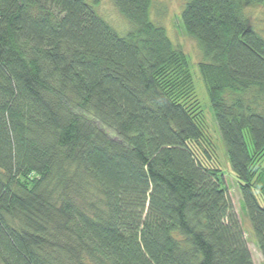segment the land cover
I'll use <instances>...</instances> for the list:
<instances>
[{"label":"trees","instance_id":"obj_1","mask_svg":"<svg viewBox=\"0 0 264 264\" xmlns=\"http://www.w3.org/2000/svg\"><path fill=\"white\" fill-rule=\"evenodd\" d=\"M109 1L123 34L99 0H0V264H254L224 173L194 151L210 142L187 56L152 0ZM251 5L186 0L179 21L264 264Z\"/></svg>","mask_w":264,"mask_h":264},{"label":"rangeland","instance_id":"obj_2","mask_svg":"<svg viewBox=\"0 0 264 264\" xmlns=\"http://www.w3.org/2000/svg\"><path fill=\"white\" fill-rule=\"evenodd\" d=\"M153 8L151 19L159 25L163 26L172 41V43L180 48L187 56L190 63V72L193 78L197 107L203 114V122L205 123V130L210 146H199L194 149L201 161H204L209 167H217L224 173L225 186L228 191V198L233 206L235 213L239 216L242 229L245 233L247 246L251 253L254 264H263L260 254L258 253L252 238L251 227L247 218H245V211L243 209L242 200L238 191L234 174L231 170L230 164L227 160L226 152L223 146L221 136L219 134L212 110L210 108L206 86L200 75L198 64L202 58L198 51L196 43L186 36L181 28L179 17L181 8L184 6L186 0H152ZM97 12L104 17L105 21L118 33L126 28V24L120 15L116 12L109 0H99ZM246 17L250 24L258 30L264 38V7L246 6L244 9ZM119 29V30H118ZM248 143V141H247ZM249 145V143H248ZM206 150L209 153V161H205L201 154ZM248 221V222H247ZM249 224V225H248ZM250 232V233H249Z\"/></svg>","mask_w":264,"mask_h":264}]
</instances>
